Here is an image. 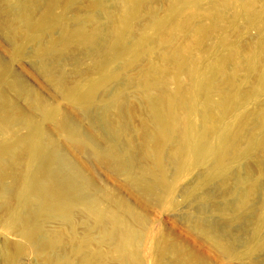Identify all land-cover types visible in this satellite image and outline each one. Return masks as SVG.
Returning a JSON list of instances; mask_svg holds the SVG:
<instances>
[{"label":"rangeland","instance_id":"rangeland-1","mask_svg":"<svg viewBox=\"0 0 264 264\" xmlns=\"http://www.w3.org/2000/svg\"><path fill=\"white\" fill-rule=\"evenodd\" d=\"M35 2V13L40 14L45 9L44 1ZM88 3V0H80L71 8L59 6L54 11L57 14L65 12L64 25L68 30H73L74 14L86 17ZM103 4L108 11L118 10L115 0H104ZM182 5V0H146L125 37V42L134 50L110 59L106 68V73L112 74L109 79L91 96L79 100L68 97L66 90L86 89L91 79H100L105 71L98 63L107 53L102 51L92 55L85 49L82 37L61 38L60 26L52 28L48 34L38 35L30 34L28 26H22L13 38L14 43H11L4 38L1 26L9 20L10 11H16V14L18 8L13 10L10 6L11 9L6 10L0 1V60L10 66V71L0 79V97L6 94L23 108L26 106L25 99L16 96L9 86L15 76L30 86L43 102L41 109L33 116L32 132L21 123L9 125L0 132V168L6 172L1 183L9 187L8 190L0 186V264H124L117 252V243H111L104 228L93 222L83 206L77 204L73 207L74 222L68 224L58 218L61 211L57 208V199L49 197V201L46 198L49 195L43 194L32 198L29 196V186L39 173V162L54 152L58 157H66L70 163L81 165L85 175L95 180L93 190L99 197L109 193L126 200L134 210L136 217L123 214L140 232L133 254L129 253L130 264H174L169 247L176 241L185 250L195 249L201 253L205 264H264V165L255 164L256 155H229L226 158L225 167H229L231 172L222 197L216 190V181L208 187L201 186L194 194L191 189L202 182L203 168L208 173L215 169L213 161L209 160L202 166L187 164L176 174L177 167L171 158L175 138L162 139L152 147L147 142L146 133L155 128L147 92L160 96L162 100L165 91H174L179 104H185L186 97L195 93L194 84L198 76L187 70L182 72L186 66L185 62L182 65L183 57L177 62L169 61L181 47L194 45L193 35L189 31L177 32L173 21L158 27L152 16L154 13L161 19H167L174 8L179 9ZM238 6V2L225 5L224 0H196L190 4L192 10L199 14L196 23L207 26L212 25L214 19L207 16L206 10L210 13L223 12L227 18L239 10ZM257 7L264 8V0L259 1ZM95 12L103 29V39L107 19L102 10L94 9ZM16 24L20 26L21 23ZM212 31V39L198 45L197 51L194 50L196 46L192 48L191 62L200 53L206 61H210L217 52H226L238 43L256 47L260 25L250 24L244 16H239L235 24L224 21L222 28L218 26ZM225 36L229 37L231 44L219 48L217 40ZM113 38L111 36L109 40ZM59 40L66 46V51L57 61L52 57L54 54L51 50ZM41 47L47 48V51L40 53ZM45 61L61 65V70L53 76L57 88L37 69L38 64ZM194 66L191 65L192 68ZM144 78L150 85L152 80L162 78L163 86L153 85L147 89ZM214 99L218 103L221 95L215 94ZM261 105H264V93L241 105L238 111L239 116L245 114L243 119L239 117L242 124L233 126L241 148L246 147L251 138L258 139L264 133L262 130L250 132L258 122ZM106 107L110 108V120L118 127L116 138L109 139L108 145L95 136L91 137L88 130L93 127L101 136H106L101 118ZM88 109L89 112H85ZM190 112L191 121L201 122L202 126L201 112ZM65 117H68L70 125H59L57 122ZM236 118L237 114L231 115L225 123ZM147 145L150 150L146 148ZM104 153L113 157L116 154L122 160L134 157V178L146 184L149 195L145 197L135 190L125 174L112 173L107 166L99 165L96 158ZM250 178L257 180L258 186L254 188L253 196L239 218L233 217L231 208H225L226 212L220 213L218 209L210 208L208 203L205 205V199L215 196L213 199L231 202L232 206L238 191L246 188ZM103 204L114 205L107 201ZM196 222L216 228L211 234L219 233L216 235L223 237L226 248L217 247L211 239L196 230ZM36 226H40L47 237H58L59 242L45 245L34 232ZM256 231L258 234H255ZM88 237L92 238L90 242L86 240ZM249 247L253 249L250 253Z\"/></svg>","mask_w":264,"mask_h":264},{"label":"bare ground","instance_id":"bare-ground-1","mask_svg":"<svg viewBox=\"0 0 264 264\" xmlns=\"http://www.w3.org/2000/svg\"><path fill=\"white\" fill-rule=\"evenodd\" d=\"M0 1L5 5L4 7L6 8L4 9L6 10L8 8L11 9L10 6H12L13 10L18 8L16 14V11H10L12 14L8 17L9 20L5 21L6 23L4 22L1 26L2 32L8 37L3 35L4 38L11 43H14L15 40L13 38L22 26H28V32L30 31V34L34 33L36 35L41 33L48 34L52 28L60 26L61 38L74 39L82 37L84 38L85 49L90 51L92 55L102 51L107 53L98 63L99 67L105 71L100 79H91L86 89L70 88L66 90L68 97L79 100L91 96L109 79L112 74L106 73V68L110 59L116 55H127L134 50L133 46L131 47L125 42V37L126 33L133 27V19L146 2V0H115L116 10H118L108 11L105 9V4H103L104 0H88L89 3L86 6L88 14L86 17H80L75 13L73 16L75 28L68 30L64 25L65 12L57 14L54 9L59 6H64L67 9L80 0H43L45 9L40 14H36L34 10V2L38 0ZM182 1V7L179 9L174 8L167 19H161L154 13L152 16L156 20L158 27H162L167 21H173L177 32L189 31L193 35L192 43L194 45L181 47L169 61L177 62L180 57H183L182 65L185 62L186 66L182 72L187 70L191 74L198 76L197 83L194 84L195 93H190L186 97L185 104H179V101H177L178 96L174 91H165L164 94L166 95L162 100H160V96H152L147 92L155 128L146 133V138L150 147L162 139L175 138L176 145L171 151V158L177 167L176 174L180 172L179 170H183L187 164L193 165L194 163L202 166L209 160L213 161L215 169L212 170V174L203 168L202 182L191 189V192L196 194L201 186L208 187L213 181H216V190L222 197L226 192L227 178L231 172L229 167H225V160L229 155L235 157H253L256 155L254 158L255 164L257 166L264 165V133L258 139L251 138L248 145L241 148L238 145V135L233 130V126L241 125V119L245 117V114L241 116L238 114L241 105L249 100L256 99L264 93V8L259 9L257 7V3L261 0H224L225 5H229L231 2H238L239 10L234 12L232 17L227 18L223 12L210 13V11L206 10L207 16L214 19L213 24L207 26L196 23L199 14L190 7V4L196 0ZM94 9L102 10L107 19L105 25L106 33L103 39L101 38L102 28L98 23L99 17L96 12L94 13ZM200 16L202 17L201 14ZM239 16H244L250 24L258 23L260 25L259 42L256 47L251 45L244 46L238 43L226 52H217L210 61H206L201 53L195 56V61H190L194 46H196L194 50L197 51L198 45L212 39V30L215 27L219 26V28H222L224 21H233V24H235ZM13 21L15 22L13 23ZM16 22L21 23L20 26ZM111 36L114 38L109 40ZM230 44L231 40L227 36L217 40L219 48ZM63 45L64 43L59 40L58 44L51 50L55 55H52V57L56 60H61L62 54L66 51V46ZM214 48H216L215 44ZM46 51L47 48H39L40 53H45ZM63 63L61 64L64 65ZM193 64L195 66L192 68L191 65ZM60 66L50 61H45L42 64H38L37 69L48 79L50 84L57 88L58 85H56L57 83H55L53 76L61 70ZM9 71L10 66L0 60V79ZM180 72L181 70L178 71V73ZM156 80H152V85H150L147 83V78H144L147 89L153 85L154 87L163 86L162 78ZM247 83H249V86H246ZM25 84L20 77L15 76L9 83L16 96L25 99L26 106L24 108L14 98L6 94L1 95L0 132L7 126L17 125L18 123L29 128L31 132L33 131V116L41 109L43 102L37 97L35 91ZM217 93L221 95V100L218 103L214 99V95ZM202 95L203 99L201 100ZM194 110L200 111L203 115L202 126L201 122L198 124L196 121H191L190 111ZM218 110H220V113H217ZM85 112H89V109L85 110ZM109 113V107L104 108L101 113L106 136H101L97 130H93V127L88 129L91 137L95 136L106 145L109 144V139L116 138L118 132V127L116 128L115 124L110 120ZM236 114L238 118L225 123L226 118ZM53 117L55 116L53 115ZM257 117L258 122L256 126L251 127V133L258 130L264 131V105H261ZM57 123L59 125H70L68 117ZM146 148L150 150L148 145ZM114 155L113 157L108 153L101 154L96 158V162L99 165L107 166L112 173L125 174L135 190L145 197L148 196L149 190L146 184L134 178L135 158L131 156L122 160L116 154ZM38 168V176L29 186V196L32 198V196L43 194L49 195L48 197L46 196L49 201V197L57 199L59 201L57 208L61 211L58 214V218L68 224H73L74 222L73 207L77 204L83 206L85 212L92 217L93 222L104 228L106 237L112 241L111 243H117V252L120 254L122 263L130 264L129 253L133 254L140 239V232L124 217V215L135 216V212L129 203L122 198L113 197L109 193H104L103 197H99L97 192L93 190L95 183L93 177L86 176L81 165L70 163L66 157L62 155L58 157L55 152L43 157L41 162H39ZM237 170L239 171L238 167ZM246 172L248 173V171ZM5 176L4 168H0V186H5L8 189L9 187L5 183H1ZM257 186V180L250 178L246 188L238 191L232 206L231 202L213 199L216 198L215 196H209L204 203L205 205L208 203L210 208L218 209L220 213L226 212L225 208H231L233 217L239 218L249 204L253 196V190ZM104 201L112 205L116 204V207L114 205L113 207L104 205ZM62 202L66 205L62 204ZM118 207L122 208V210H119ZM195 228L203 233L206 238L211 239L217 247L226 248L227 244L224 242L223 237L219 236V233L216 232L219 235H216V233L211 234L216 228H210L199 222L195 223ZM34 232L39 235L41 242H44L47 246L55 245L59 242L58 237L49 238L44 235L40 226H36ZM256 233L258 234V231ZM86 240L90 242L92 238L88 237ZM169 249L172 251V256L175 260L174 264H205L204 256L201 253L195 249L185 250L177 241ZM252 250L249 247L248 253L252 252ZM163 264H167V262Z\"/></svg>","mask_w":264,"mask_h":264}]
</instances>
